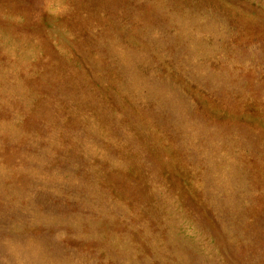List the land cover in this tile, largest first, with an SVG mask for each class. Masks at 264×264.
Returning a JSON list of instances; mask_svg holds the SVG:
<instances>
[{
  "label": "rangeland",
  "instance_id": "rangeland-1",
  "mask_svg": "<svg viewBox=\"0 0 264 264\" xmlns=\"http://www.w3.org/2000/svg\"><path fill=\"white\" fill-rule=\"evenodd\" d=\"M0 264H264V0H0Z\"/></svg>",
  "mask_w": 264,
  "mask_h": 264
}]
</instances>
